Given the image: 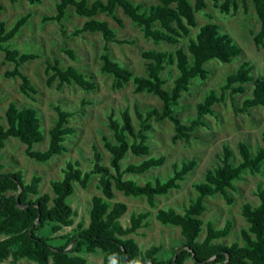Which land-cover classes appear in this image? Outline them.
I'll return each instance as SVG.
<instances>
[{"label":"trees","instance_id":"trees-1","mask_svg":"<svg viewBox=\"0 0 264 264\" xmlns=\"http://www.w3.org/2000/svg\"><path fill=\"white\" fill-rule=\"evenodd\" d=\"M31 4H39L43 0H27ZM222 11L237 9L240 0H212ZM246 2V0H242ZM207 0H159L149 7L131 0H59L56 13L44 15L42 20L57 21L63 24L70 6L78 15L86 17L81 26L72 31L74 36H82L85 32H99L105 44L101 52V71L112 75L115 86L123 87L129 81L135 85V92H147L162 101V110L157 108L141 112L136 109L140 127L136 129L128 109L121 111V118L114 112L108 115L109 127L113 140L105 138V147L110 153L109 164L101 162L98 152L95 162L88 171H83L78 161H69L61 179L51 181V192H42V177L33 175L28 181L21 170L4 172V163L0 159V264L27 259L36 264H99L88 260L82 252L104 253L105 261L113 264H185L192 257L195 264H264V186L258 184L256 194L258 203L246 202L242 207V215L247 227L241 229L242 242L230 244L217 242L231 234L233 222L227 220L224 226L216 227L212 222L202 218L207 210L206 196L221 194L228 203L234 202L229 190H236L235 182L242 178L245 171L260 173L264 169V130L262 145L252 152L249 145L241 141L238 145L241 160L233 162L234 149L223 144L221 163L206 171L203 181L195 185L197 195L179 212L173 207L159 208L156 219L164 225L180 227L184 238L174 255L169 259L160 260L158 254L163 249L161 244L151 245L142 249L130 234L139 228L149 225L150 211L132 213L130 225H124L121 217L128 210L123 201H115V190L126 196L146 197L151 206H155L158 196L168 194L172 189L180 188L181 182L197 166L196 159L183 160L174 165V171L167 179L155 178L141 183L126 174H142L161 166L165 156L150 154L147 142L150 120L169 119L176 131V137L189 140L193 131L207 125L206 114H215L214 105L226 100L230 95L244 93L247 83L253 81L250 95H247L240 106L235 105L238 112H248L254 107H264V77L253 76V65L244 60L236 72L230 73L220 91L212 89L202 102L196 106L197 114L188 123L182 121L174 112L183 92L190 90L194 78H206V63L217 59L230 63L242 53L241 46L227 32L221 30L220 24L207 22L198 26L197 12L208 6ZM259 17L261 27L254 40L258 46L264 47V0H252ZM117 7L141 27L143 35L159 43L162 41L176 44L179 39L190 33L191 28L198 27L194 38L188 39L186 47L180 46L175 51L149 49L142 52L146 59V75H134L125 65L116 61L109 52V44H131L132 39L120 38L109 22L96 18L98 13L111 15L120 25L122 19L115 13ZM4 5L0 3V12ZM31 17L28 12L20 16L11 27L0 20V51L4 59L13 63L12 69L5 71L6 77H18L21 91L32 97L36 87L29 75L22 71L21 66L39 55L35 52H24L12 46L13 40ZM70 56L73 52L65 49ZM174 65L178 71L173 86L165 87L164 70ZM48 82L58 80V87L65 84H78L84 90L96 88L92 77L73 65L63 67L58 59L47 63ZM52 71V73H50ZM57 119L49 130L48 146L44 150L35 149L34 145L43 141L44 129L38 110L33 106L18 107L10 103L5 112L7 124L0 125V150L9 138H18L26 144V154L37 161L48 162L56 155L67 151L66 140L76 129L70 124L72 112L55 106ZM131 152L137 156H146L140 162H131L122 167V160ZM98 175L100 195L92 197L90 221L87 227L74 232L57 234L64 227L74 223L77 214L69 202L75 191V185L83 188L88 186L92 175ZM49 234H44L45 229ZM205 230V235L201 238ZM55 233V235H50Z\"/></svg>","mask_w":264,"mask_h":264},{"label":"rangeland","instance_id":"rangeland-1","mask_svg":"<svg viewBox=\"0 0 264 264\" xmlns=\"http://www.w3.org/2000/svg\"><path fill=\"white\" fill-rule=\"evenodd\" d=\"M59 0H43L39 4H31L27 0H0L4 10L0 12V20H4L8 27L22 15L30 12L29 22L22 27L18 35L11 40L12 46L24 52H35L39 57L24 63L21 66L31 78L37 92L32 97L25 95L21 89V81L18 77H6L5 71L13 68V63L4 59V52L0 51V125H6L5 112L10 103L18 107L33 106L38 110L41 124L44 129L43 141L34 145L35 149L44 150L49 142V130L55 124L57 112L55 106L72 112L70 124L76 132L66 140L67 151L56 155L48 162H40L26 154V144L18 138L8 139L6 146L0 150V159L4 163V172L21 170L26 180L33 175L42 177L40 188L42 192H51V181L61 179L66 164L69 161H78L83 171H88L95 162V153L100 155L101 162L109 164L110 153L104 143L105 138L113 140L112 130L109 127L108 115L114 112L121 118V111L128 109L133 123L138 129L139 119L136 109L145 112L148 109L157 108L162 110V101L155 95L147 92H135L132 81L123 87L115 86V79L108 73L101 71V52L105 41L99 32H85L82 36L72 35V31L82 25L86 17L76 13L75 8L70 6L63 24L57 21L44 22V15L56 13V3ZM93 0H90V3ZM149 7L159 0H131ZM208 6L197 12L198 26L207 22L220 24L223 32L229 33L241 46L242 53L230 63H223L217 59L206 63L209 73L206 78H194L191 81L190 90L185 91L179 103L174 107L175 114L185 123L196 116V106L202 102L212 89L220 91V86L225 83L230 73L236 72L244 60L253 65V76L264 77V47L258 46L254 40L255 34L260 30L261 23L252 0L239 1L237 9L233 7L229 12L222 11L212 0H207ZM223 0H220L221 3ZM122 19L120 25L108 14L98 13L95 17L107 20L120 38L132 39L131 44H109V52L120 64L127 66L134 75H146V59L142 56L144 50L156 49L175 51L178 47H186L189 38H194L198 27L191 28L190 33L179 39L176 44L165 41L156 43L143 35L140 26L123 12L120 7L115 11ZM70 48L73 55L70 56L65 49ZM58 59L63 67L73 65L82 72L92 77L96 88L84 90L78 84H65L58 87V80L48 82L50 74L47 73V63H54ZM52 73V71H50ZM177 69L174 65L168 66L163 77L166 79V88H171ZM244 93L234 94L233 98L228 95L223 102L214 105L215 114H206L204 119L207 125L198 127L192 132L189 140L176 137L173 123L165 119L150 120L148 131V144L150 154L165 156V162L142 174H126L141 183L147 180L160 178L167 179L173 174L174 165H180L183 160L196 159L197 166L181 182V187L172 189L168 194L158 196L155 206H151L146 197L126 196L123 192L115 190V201H123L128 205V210L121 217L124 225H130L132 213L150 211L149 225L139 228L137 232L130 234L138 242L142 249L153 244H161L163 249L158 254L160 260L169 259L174 251H180L184 241L180 227L164 225L160 223L155 213L159 208L173 207L182 212L184 206L196 197L195 185L205 178L206 171L221 163L223 144L228 143L234 149L233 162L237 164L241 160L239 143H247L252 152L262 145V132L264 130V107H254L248 112H238L235 105L240 106L243 99L250 95L253 81L248 82ZM146 156H137L128 152L122 160V167L131 162H140ZM98 175L91 176L88 186L83 188L75 185V191L70 196L69 202L77 214L71 226L64 227L57 234L74 232L76 229L87 227L90 221V208L92 197L102 194L99 187ZM264 186V169L260 173L245 171L242 178L235 182L236 190L230 189L234 197L233 203H228L223 195L206 196L204 201L207 210L202 218L205 222H212L216 227H222L227 220L233 222L231 234L217 240L222 244H230L234 241L242 242L241 229L247 227V221L242 215V207L246 202L253 205L259 199L256 194L257 186ZM44 234H49L46 228ZM50 235H55L52 233ZM205 230L201 235L203 238ZM81 255L92 262L99 264H113L105 261L104 253L100 250L95 252L84 251ZM9 264H36L34 261L21 259L6 260ZM185 264H195L192 257H188Z\"/></svg>","mask_w":264,"mask_h":264},{"label":"water","instance_id":"water-1","mask_svg":"<svg viewBox=\"0 0 264 264\" xmlns=\"http://www.w3.org/2000/svg\"><path fill=\"white\" fill-rule=\"evenodd\" d=\"M181 250V249H180Z\"/></svg>","mask_w":264,"mask_h":264}]
</instances>
